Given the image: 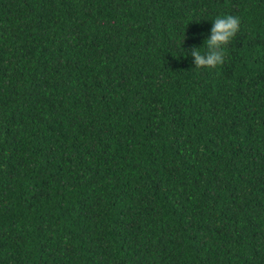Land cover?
<instances>
[{"label": "trees", "instance_id": "trees-1", "mask_svg": "<svg viewBox=\"0 0 264 264\" xmlns=\"http://www.w3.org/2000/svg\"><path fill=\"white\" fill-rule=\"evenodd\" d=\"M0 264H264V0H0Z\"/></svg>", "mask_w": 264, "mask_h": 264}, {"label": "clouds", "instance_id": "clouds-1", "mask_svg": "<svg viewBox=\"0 0 264 264\" xmlns=\"http://www.w3.org/2000/svg\"><path fill=\"white\" fill-rule=\"evenodd\" d=\"M210 20L209 35L204 37L202 44L192 47L187 53L198 68L219 66L225 59L226 46L241 27V18L231 13H221Z\"/></svg>", "mask_w": 264, "mask_h": 264}]
</instances>
